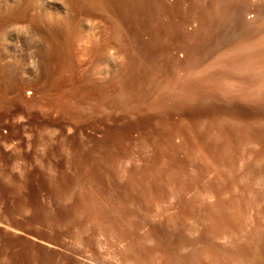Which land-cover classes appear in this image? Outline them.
Instances as JSON below:
<instances>
[{"label": "rangeland", "instance_id": "374dc122", "mask_svg": "<svg viewBox=\"0 0 264 264\" xmlns=\"http://www.w3.org/2000/svg\"><path fill=\"white\" fill-rule=\"evenodd\" d=\"M174 1L170 0L173 5ZM182 3L181 11L178 6L176 9L186 10L181 14L174 8L172 19L176 14L173 21L179 23V14L187 16L182 29L186 33L180 31L186 40L184 46L189 45L182 46L186 55L176 45L175 37L180 33L174 35L179 49L174 52L185 55L180 57L183 63L194 60L195 52L213 42L214 21L205 26L203 20L205 9L216 4L219 11L216 8L215 21L225 23L236 11L231 27L225 24V34L234 43L254 44L248 52L257 50L258 44L263 49L259 40L264 43V0ZM8 25L0 31V264H264V65L262 60L255 61L264 53L261 49L254 53V62L248 63L251 65L234 66V70L218 63L214 82H224V88L217 90L214 115L196 113L193 108L200 105L193 101L183 104L185 112H172L169 124L155 110V115L144 111L145 118L140 120L142 114L131 112V119L124 114L126 117L121 115L117 120L122 126L119 128L128 125L123 130H129L119 139L121 144L116 137L103 144L113 120L102 124L95 118L74 119V88L70 90L74 85L62 83L61 89L71 88L59 91L63 93L60 99L55 79L59 70L44 63L49 55L41 52L42 56L37 50L38 38L18 37ZM104 27L107 33L109 28ZM94 31L95 35L101 32ZM106 33L105 37L101 33L94 36L105 39L110 36ZM177 37L182 40L181 34ZM154 49L152 55L156 57L160 48ZM119 57L120 64L113 69L110 66V70L121 77L127 64L124 56ZM30 60L35 72L28 67ZM170 63L174 64L172 60ZM172 65L169 71L165 65L161 69L154 65L157 72L152 69L158 75L164 70L160 79L168 71V79H162L169 81L177 71ZM171 66L174 71L170 72ZM183 67V77L181 69L177 72L180 78L194 79L199 86L204 84L200 76L212 74V69L207 72L205 67L201 71L188 67L191 71L185 72L186 64ZM227 69L233 75L222 80L221 73ZM225 88L228 95L223 93ZM64 95L73 97H68L71 103L65 99L68 105L63 104ZM217 98L225 103L231 99V103L222 107L219 101L218 107ZM204 114L217 116L216 120ZM148 116L152 123L147 122ZM149 125H159L160 129H150ZM167 129H174L170 138Z\"/></svg>", "mask_w": 264, "mask_h": 264}, {"label": "bare ground", "instance_id": "6f19581e", "mask_svg": "<svg viewBox=\"0 0 264 264\" xmlns=\"http://www.w3.org/2000/svg\"><path fill=\"white\" fill-rule=\"evenodd\" d=\"M15 1H16V4H14ZM17 1L18 0H0V31H5L7 29L6 28L7 25L9 24L8 25V27H9L10 24H12V23L13 24L15 23L14 26H13V24L10 26V27H12V29H13V27H19L17 25L18 23H20V24L25 23V25L30 27V29L33 33V34H31V36L33 35V36L38 38L37 39L38 41L35 38V40H36L35 44H36L37 50L40 51V53L43 52V55L45 53H46V55L47 54L49 55L47 62H44V63L52 65V68L54 67V68H57L59 70L57 73L56 69H55V72L57 73V77H55V79L57 78L56 84L58 83L57 84L58 86H56L57 93L63 89V87H64L63 85H62L63 87L61 89L62 83L65 84L67 82V83H69V85L70 84H72V86L74 85V87H72V89H70L71 86L68 89L67 88L63 89L65 91L66 89L67 90H69V89L73 90V88H74V91H71V94H72V92H74V94H72V95H74L73 96L74 97V106H73L74 107V119L77 118L76 120L79 121V119L83 120L84 118L85 119L87 118L89 120L91 118H93V119L95 118L100 123L102 122V124L106 123V121L109 119L113 120V125H111L110 130L108 129L109 131L105 134L106 136L102 141L103 144H104V141H108V139H111V137H116L118 140L119 139L121 140L127 135L129 130H123V128L125 129L128 125L125 127L123 126V128L121 129V128H119L121 125H119V123H117V120L120 119L119 117L121 115H124V114H126L130 118L131 112L132 113L134 112L133 114H135V112H137L136 114L139 115V114H142L144 111H146V112L152 111V114H154L155 113L154 110H155V111H157L156 115H158V112H160L161 115L159 114V116L165 121V123L167 122L169 124L170 123L169 119L172 117L174 111L180 110V111H177L176 113H178V112L181 113V111L186 110V109H184L185 106L183 107V104H185V103L187 104L189 102L188 105H191V101H193L192 102L193 104L200 105V107H198V108L194 105L195 109L193 108V110H195L196 113L197 112L198 113L210 112V114L212 113V115H214L213 113L217 110L216 109V103H215L216 102L215 96H219V95H216L217 90L224 88V84H222L224 82H221V84H219V85H216L217 82L216 83L214 82V79L217 78V77H215V74H217V73H215L214 69L217 67V65H219L218 63H220V65L221 64H223L224 66L226 65L230 68L231 67L234 68V66L236 67L239 65L241 66L242 64H246V65L248 63L252 64L254 62L253 60H255V59H253L255 57L254 53H260L261 51L264 52V47H263V49L261 47V46H264V43H262L263 41L261 39L259 40L261 42V44H263V45L260 44L261 48H259V46H258L259 44L258 45L255 44V46L257 45L258 49H261V51L259 52V50L256 47V49L258 51L254 49V52H248L247 48L249 49L252 46L254 47V44L252 45V43H251L252 46H250V47H248L249 45L243 46L245 44V41H243L244 43L241 42L242 41L241 38H239L237 36L240 39L239 42L243 43V45L242 44L239 45V43L237 44V40H236V43H234L235 41L230 39V37L227 35L228 33L225 34L226 30L228 29L227 26H225L226 22L229 23L228 25L232 24L233 20L235 21V16L237 14H236V11L231 12L225 23L224 22H218L217 20L215 21L214 17L216 15L215 14L216 8H217L216 12L219 11V9H218L219 6L217 7L216 3H215L216 6L214 5L213 8L205 9V16H204L205 19L203 20L205 26H208L212 22V20L214 21L213 22L214 25H212V26L216 32H213V36L215 35L213 42L211 44L206 45V47L203 45L205 48L203 47V49L199 50L198 52H195V54H197V55H196V58L194 60L190 61L189 63H187V62L183 63L185 60L180 59V57H182V56L185 57V55H186V53H185L186 50L182 47V46H184V42L186 40H183L184 35H182V33H180V31L185 27L187 16H185L186 17L185 18L184 14H183L182 17L184 20H180V18H182V17L181 16L179 17V15L184 13V11L186 10L183 8L184 7L183 6L182 9H184V11L182 10L183 12H180L181 11L180 6H181V4H183L182 2L185 0L174 1L175 5H173L172 4L173 2L171 1L172 2L171 3L170 0H23L22 3H20L21 1L19 0L18 5H17ZM194 1L196 2V0H194ZM199 2L201 4V1H199ZM199 2H198V4H199ZM14 5H17V6H14ZM176 6H178L180 8V11L178 9H176L177 8ZM194 8H196V7H194ZM173 9H174L175 13L178 11L181 13V14L178 13L179 15H178V17H176L179 19V23H178V20L175 19L177 21L176 23H178V24H176L175 21H173L176 14L174 15V18L172 19ZM222 12H224V11H222ZM186 13H187V11H186ZM188 18H189V16H188ZM225 19H226V17H225ZM99 21L104 26L109 28L111 33H109L108 29H107L108 30L107 33L110 34V36L109 35L107 36L106 29L104 31L102 30L103 28H105L104 26L102 28L99 27V26H101V24H99L100 23ZM187 24H188V22H187ZM201 24H202V22H201ZM25 25L23 24L22 26H25ZM97 27L100 28L99 31H97V29H98ZM230 27H231V25H230ZM209 28L211 29L212 27H209ZM8 29H11V28H8ZM94 29H96L97 32H100L102 30L103 32L101 31L100 33L103 34L102 36H104L105 35L104 33H106L107 38L104 39V37H105L104 36L103 39H98L97 37L100 36V33H99V35H95L96 33L95 34L93 33ZM174 30H178L179 32H175ZM96 31H94V32H96ZM182 31H184V30H182ZM210 31L207 30V32H209V33H210ZM173 32H175V33H173ZM178 33L181 34V38H182L183 42L181 39L179 41V37H177V36L178 35L180 36V34H178ZM209 33L206 34V35H208L206 37H210ZM175 34H178L175 37L178 39L177 40L178 42H176L177 43L176 45L179 48H183L182 51H183V53H185V55H182L181 53H180L181 55H177V56H179V58L176 56V53L174 52V49L179 50L178 48H176V45L174 44V40H175L174 35ZM94 35L97 37L95 38ZM262 35H260V36H262ZM33 36L30 38H33ZM144 36H146V37H144ZM227 36L229 37L230 40L228 39ZM241 37H243V36H241ZM247 37H248V35H247ZM185 38H187V37H185ZM231 38H233V37H231ZM243 38L245 39V37H243ZM249 38H246V39H249ZM254 39H256V38H254ZM180 43L183 45H181ZM246 43H247V41H246ZM254 43H256V41ZM257 43H258V40H257ZM155 47L157 48V50L160 48L158 53H157V51L155 53V54H158V55H156V57L154 55H152V51ZM187 47H185V48H187ZM151 48H153L152 51H151ZM155 49H154V51H155ZM189 50H190V48H189ZM189 50L187 49V52ZM149 51H151L150 55H149ZM193 51H195V50H193ZM255 51H257V52H255ZM230 52H234V53L231 54ZM153 54H154V52H153ZM263 54H261V55L258 54V56L260 55L259 57H261V58L260 59L257 58L258 60H255V61H261L262 60V63L264 65V62H263L264 58L262 59ZM41 55H42V53H41ZM161 55L164 56L163 59L165 58V60H167L169 62V65H172L170 63V60H172L174 62V64L172 66H174V69H177V71L176 70L174 71L172 66L170 67V68H172V69H170V72H171V70H173L174 72H172V75H170L172 77L169 76L170 77L169 81L168 80L166 81V79H168V77H166V74L169 71L168 70L169 65H167L168 66V68H167L166 67L167 61L162 60ZM45 56H44V58H46ZM119 56H124L125 57L124 59L126 60V64H127V69L125 68V70H127V71L125 72V74L123 73L124 75L123 76L121 75V77L119 76L120 74L117 75L118 74L117 72H116L117 74L115 72H114V74L113 73L111 74L112 70H110V66L112 67L111 69H113V66L115 68V67H117V65L120 64V62H119V64L117 62V60L120 58ZM153 56L155 57L154 59L152 58ZM187 56H188V54H187ZM192 57L190 56V58H192ZM256 57H257V54H256ZM263 57H264V55H263ZM160 59H161V62L162 61L163 62L162 63L160 62V64H158ZM125 60H124V62H125ZM164 61H165V64H163ZM255 63H254V66H255ZM259 63H261V62H258L257 65H260ZM262 63H261V65H262ZM157 64L160 65V69L162 68V66L165 65L164 67H166V69L168 70L166 72V74L164 75V78H166L165 81L163 80L164 78L161 77V79L163 78L161 81L163 83H161V82L159 83V81L161 80L159 77L160 74L159 75H158V73L155 74L158 71V68H155V67H159ZM185 64H186L187 69L185 67L184 72L188 71L189 69H191L193 71H197V70L201 71L199 69L205 67L206 69L208 68L207 72L209 71V69H212V71L210 70V74H211V72H212V74L211 75L206 74L205 76L199 75L200 77H202V79L204 78V84L199 86V83L196 84L194 79L193 80L192 79L185 80L186 77H185V79L180 78L179 73H177V72H179L180 69H181L180 70V72H181L182 68H184L183 66ZM251 64H248V65H251ZM154 65H155V67H154ZM152 67L155 68L156 72H154L155 70L152 69ZM188 67H189V69H188ZM262 67L263 66H261V68ZM118 68H120V66ZM166 69H165V71H166ZM191 70H189V71H191ZM234 70H235V68H234ZM64 71L65 72L70 71L69 75L67 76L66 74H64L65 73ZM163 71L164 70L162 69L160 76H163L162 75ZM123 72H124V70H123ZM159 72H160V70H159ZM107 74L108 75L110 74V76H108ZM181 74H182V72H181ZM184 74H182L181 76L183 77ZM232 75H231L230 70H228V69L221 73L222 80L228 76H229L228 78H230V76H232ZM257 76L258 75H255V77H257ZM218 77H220V76H218ZM199 78H198V80H200ZM244 78H245V76H244ZM155 79H157L159 81L157 82V80L155 81ZM202 79L200 81H202ZM233 80H234V78H233ZM58 88L60 90H58ZM227 88H225V92L223 91V93H226V95L229 94V93H227ZM229 88H230V86H229ZM238 88H240V87H238ZM222 90L223 89H221V92H222ZM65 92H67V91H65ZM58 94H61V93H58ZM58 94H57V96L60 97V99L63 98L62 97L63 93L61 94V96H59ZM71 94H69V95H71ZM69 95H64L65 97L66 96L67 97L66 98L64 97V103L63 104H65V105L67 104L66 103L67 100H65V99H68ZM231 95H232V93H231ZM73 97L72 98L69 97L70 100L73 99ZM218 98H220V97H218ZM225 98H226V96H225ZM70 100L68 99V101H70ZM219 101L220 100L218 99L217 100V102H218L217 106L218 105L220 106V102H222V104L223 103L229 104V102L231 103V99H229L228 102L226 100H224V101H226V103L223 102L222 100L220 102ZM70 103H71V101H70ZM170 104H171V106H170ZM222 104H221V106L223 107L224 104L223 105ZM65 105H63V106H65ZM69 105H71V104H69ZM233 106H235V105H233ZM237 106H238V104H237ZM222 107H220V109H222ZM226 107L227 106H225V108H223L224 111L226 110ZM228 107L230 108L231 106H228ZM67 108H68V106H67ZM188 108H190V107H188ZM235 108H236V106H235ZM70 109H72V108L70 107ZM190 110H191V108L188 109L189 112L188 111L187 112L190 113ZM195 111H192V112H195ZM231 111H233V110H231ZM231 111H228L229 114L232 113ZM240 111H242V110H240ZM249 111H250V109H249ZM192 112H191V114H192ZM219 112H220V110H219ZM127 113H129V114H127ZM226 113H227V111H225V114ZM149 114H151V113H149ZM220 114H222V113H220ZM220 114H218V116ZM234 114H237V113H234ZM126 115H124V116L126 117ZM185 115L190 116L187 113ZM197 115H199V114H197ZM197 115L195 114L194 116L196 117ZM139 116H142L141 118L139 117V120H140L145 115L142 114ZM169 116H171V117H169ZM199 116L201 117L202 115L200 114ZM204 116H205V114H204ZM210 116L211 115H208L205 117L206 118L208 117V119L209 118L215 119V117H217V116H214V118H213ZM154 117L156 118V116H153V118ZM195 117H194V119L197 120V118H195ZM121 118H122V116H121ZM147 118L149 119V116ZM157 118H158V120L160 119L158 116H157ZM157 118L155 121H157L159 123ZM150 119L147 122H150L151 121ZM162 119H160V120L162 121ZM144 120H142L143 121L142 123L145 122ZM114 121H115V123H114ZM161 121H160L161 124L159 123V125H161V126L166 125V124L163 125L162 123H164V122L163 121L161 122ZM213 121L214 120H211V123H213ZM136 122H139L138 119ZM136 122H133V123H136ZM116 123L119 126H117ZM129 123L132 124V120ZM139 123H141V122H139ZM151 123H152V121H151ZM175 123H176V121H175ZM211 123H210V125H211ZM136 124H137V126H140L138 123H136ZM136 124L133 125V127H135ZM155 124H157V123H155ZM159 125L158 126L156 125L158 127V129H160ZM174 125L175 124H173V126ZM177 125H178V123H177ZM220 125H221V123H220ZM153 126L154 125H151V126L149 125V128L151 129V127L153 128ZM156 126H154V127H156ZM144 127H147V126H144ZM166 127H167V125H166ZM171 128H172V126H171ZM174 129H170V131L174 130ZM154 131H156V130H154ZM162 131H159V132H162ZM167 131H166L168 134L167 137L170 136L169 134H171V136H172V132H170L169 129H167ZM156 135H157V133H156ZM165 136H166V134H165ZM170 140H168V141L170 142ZM120 144H121V141H120Z\"/></svg>", "mask_w": 264, "mask_h": 264}, {"label": "clouds", "instance_id": "9594fccd", "mask_svg": "<svg viewBox=\"0 0 264 264\" xmlns=\"http://www.w3.org/2000/svg\"><path fill=\"white\" fill-rule=\"evenodd\" d=\"M12 31L18 37H29L31 35V29L28 26L14 27ZM28 67L32 68L34 72L36 71V68L34 67L31 60L29 61Z\"/></svg>", "mask_w": 264, "mask_h": 264}]
</instances>
